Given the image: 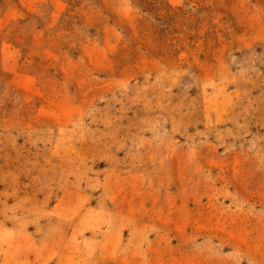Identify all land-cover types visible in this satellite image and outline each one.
<instances>
[{"label":"rangeland","instance_id":"rangeland-1","mask_svg":"<svg viewBox=\"0 0 264 264\" xmlns=\"http://www.w3.org/2000/svg\"><path fill=\"white\" fill-rule=\"evenodd\" d=\"M0 264H264V0H0Z\"/></svg>","mask_w":264,"mask_h":264}]
</instances>
